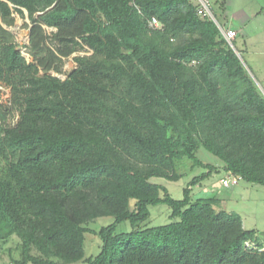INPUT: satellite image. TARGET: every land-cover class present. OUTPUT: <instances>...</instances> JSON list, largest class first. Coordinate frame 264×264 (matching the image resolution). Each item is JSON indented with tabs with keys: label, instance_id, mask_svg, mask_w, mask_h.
<instances>
[{
	"label": "trees",
	"instance_id": "16d2710c",
	"mask_svg": "<svg viewBox=\"0 0 264 264\" xmlns=\"http://www.w3.org/2000/svg\"><path fill=\"white\" fill-rule=\"evenodd\" d=\"M24 11L31 60L6 29ZM71 57L65 79L51 74ZM0 86V246L19 240L14 264H264V233L192 197L217 171L200 147L264 187V95L192 0H0ZM184 159L207 171L175 200L151 179L179 181ZM157 205L170 223L138 226ZM101 217L114 222L85 258Z\"/></svg>",
	"mask_w": 264,
	"mask_h": 264
},
{
	"label": "rangeland",
	"instance_id": "374dc122",
	"mask_svg": "<svg viewBox=\"0 0 264 264\" xmlns=\"http://www.w3.org/2000/svg\"><path fill=\"white\" fill-rule=\"evenodd\" d=\"M228 3V18L233 20V25L239 31L238 36L232 42V48L239 56L240 61L250 72L251 76L257 82L259 89L264 93V0H227ZM212 11L217 20L224 24L217 6H212ZM221 11V10H220ZM21 18L18 14H14V25L6 27L13 36L15 42L18 44L19 49L27 58L31 57L25 52L24 46L28 44L29 26L30 21L27 17ZM226 13V14H227ZM239 23H237V22ZM241 22V23H240ZM241 24V25H240ZM46 33L49 35L52 29L46 28ZM89 54L88 52H79L74 56ZM75 64L73 57L65 62L64 74L56 75L61 79L66 78ZM10 93L9 89L0 86V104L9 106ZM18 121V113L13 112L8 119V124L15 126ZM197 158L204 164L210 166H218L217 171L204 181L205 184H210L221 178L227 176L226 172L219 167L220 162L217 158L211 155L205 148L200 147L196 153ZM183 167H179L178 172L182 174L179 181H167L164 179H151L154 184H159L169 191L172 198L181 200L183 198L182 190L190 183L191 179L199 176L207 171L206 168L196 167L190 170V162L184 159L182 162ZM235 187L236 197L233 198L226 206L227 213H236L244 220L245 228L247 230H256L264 232V187L246 183L239 180L238 185ZM198 188L195 187L194 194ZM194 199L197 198L193 195ZM150 217L147 221L142 222L140 227H155L170 223L169 215L171 210L166 205L150 206ZM114 222L112 217H101L89 223L86 227L93 231L95 234L85 235V258L96 256L100 251L101 240L97 235L102 227L111 225ZM132 225L129 222H123L116 228V233H128L132 231ZM20 258V243L16 237H12L8 243L1 244L0 246V264H14L13 260Z\"/></svg>",
	"mask_w": 264,
	"mask_h": 264
},
{
	"label": "crops",
	"instance_id": "0c3cea01",
	"mask_svg": "<svg viewBox=\"0 0 264 264\" xmlns=\"http://www.w3.org/2000/svg\"><path fill=\"white\" fill-rule=\"evenodd\" d=\"M209 1L211 3V6H217L218 7V10L220 12V17H221V19H222V21L224 23L223 25H225L226 27H230V28L234 29L235 31H237V36H238V33H239L240 30H238L237 27H235L233 25V20H234L235 16L233 17V20L228 18V13H227V11H228V3H227V0H209ZM237 23H239V22H237ZM52 31H55V30L52 29ZM219 167H220V165H219ZM227 176H222L221 178H219L218 180H216L215 182L210 183V184H205L204 182H202L200 185L196 186V188H198V190H197V192L195 194L193 192L194 189H195V187H194L192 189V197H193V199H194L193 195H196L197 198H215V199L219 200L220 203H221L219 208L224 210V211H226L225 209H226L227 204L230 201H232L233 198L236 197V192L234 191L235 187H233V185L231 187H229V188H224L222 186L221 181L223 179H226ZM238 184H239V182H238ZM242 222H243V226L245 228V224H244V220L243 219H242ZM254 231H256V230H254ZM256 232L258 234L264 233V232L260 233L258 231H256Z\"/></svg>",
	"mask_w": 264,
	"mask_h": 264
},
{
	"label": "built area",
	"instance_id": "2783aa9c",
	"mask_svg": "<svg viewBox=\"0 0 264 264\" xmlns=\"http://www.w3.org/2000/svg\"><path fill=\"white\" fill-rule=\"evenodd\" d=\"M194 4L196 5V12L197 15L201 18H208L210 19L218 28L221 36L224 38V40L230 45L232 48V42L237 37V31L230 27H226L225 25L221 24L212 11V6L209 0H192ZM150 26L154 28H159L160 24L156 19H152L150 22ZM239 178L233 177L231 175H228L226 179H223L221 181L222 186L224 188H229L232 185H237L239 182Z\"/></svg>",
	"mask_w": 264,
	"mask_h": 264
},
{
	"label": "water",
	"instance_id": "95a60500",
	"mask_svg": "<svg viewBox=\"0 0 264 264\" xmlns=\"http://www.w3.org/2000/svg\"><path fill=\"white\" fill-rule=\"evenodd\" d=\"M24 12H26V11H24ZM27 13V12H26ZM233 49V48H232ZM233 51L235 52V50L233 49ZM235 54L237 55V53L235 52ZM238 56V55H237ZM239 57V56H238ZM259 87V86H258ZM263 93V92H262ZM263 95H264V93H263Z\"/></svg>",
	"mask_w": 264,
	"mask_h": 264
}]
</instances>
